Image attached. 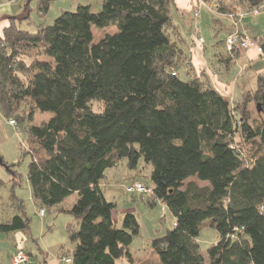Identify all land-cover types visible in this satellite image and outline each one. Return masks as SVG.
<instances>
[{
    "label": "trees",
    "instance_id": "obj_1",
    "mask_svg": "<svg viewBox=\"0 0 264 264\" xmlns=\"http://www.w3.org/2000/svg\"><path fill=\"white\" fill-rule=\"evenodd\" d=\"M35 1L44 18L54 0ZM198 1L233 19L264 9V0ZM174 7L175 0H102L99 11L79 4L30 31L21 26L30 14L26 5L27 13L13 17L0 35L3 113L14 123L32 120L37 111L53 113L29 126L24 155L31 156L33 199L45 209L77 194L70 208L60 209L77 224L68 226L73 248L60 247L64 264L135 263L130 247L139 222L126 213L122 227L116 226L117 202L101 183L124 159L131 170L141 161L152 165L153 185L134 180L127 192L150 206L161 201L174 216L173 228L152 241L160 264H264V75L237 104L208 85L194 73L179 39ZM110 26L116 30L96 40L94 27ZM236 31L246 35L235 28L230 34ZM226 38L222 60L228 65L248 49L229 51ZM258 43L264 58V34ZM94 101L102 110L92 107ZM251 103L262 116L257 121L249 114ZM17 165L6 166L13 186L22 179ZM194 177L207 184L189 180ZM137 182L151 192L128 191ZM12 196L21 213L1 221L0 233L30 234L24 202ZM207 222L219 235L208 259L198 242Z\"/></svg>",
    "mask_w": 264,
    "mask_h": 264
},
{
    "label": "rangeland",
    "instance_id": "obj_2",
    "mask_svg": "<svg viewBox=\"0 0 264 264\" xmlns=\"http://www.w3.org/2000/svg\"><path fill=\"white\" fill-rule=\"evenodd\" d=\"M28 2L29 0H19L18 4L23 7L28 5L30 9L29 18L21 22L22 28L30 31H36L37 25L41 22L53 23L62 11H74L79 4H90L93 11H99L102 6V0H54L50 11L42 18L37 13V2L35 0ZM185 5L186 8L184 9L186 10H184L185 14L183 15L185 22L180 17H176L178 14L175 7L173 8V20L178 24L181 35L190 48V53L193 56L200 54L198 64L202 66L207 64L204 69L207 70L209 77L215 78L213 76L217 71L212 67L210 61H214L217 54L226 52L224 39L230 34V31L235 28L256 42L261 37L260 35L264 33V9L256 13L235 14L237 16H233V19L219 14L214 7V10H212L210 5L198 0H186ZM27 11L25 10V13ZM196 13H199L197 18L195 17ZM115 30L116 27L113 26L104 30L94 27L95 38L98 40L106 32ZM200 38L203 40L201 41ZM29 54L35 57L37 51L32 50ZM254 55L255 53L246 55L248 67L244 69L245 77L240 76L243 71V68H241L242 63L233 64L229 69L222 68V71L219 72V76H222V78L219 80H222L221 82L224 83V88L227 91H232L233 87L239 89L246 80L248 82L253 80L256 87L259 73L264 75V60L261 57L252 58ZM26 59L28 62L32 61V59ZM250 59L254 62L253 64H251ZM92 107L99 111L102 110L103 105L101 102L94 101ZM249 108V114L253 121H257L262 117L257 110V104L251 103ZM21 111L23 114L25 113L24 110ZM52 115V112L37 111L32 120L14 124L3 113L0 101V156L2 157L0 158V178L4 181L0 185V222L7 221L15 214L21 213L14 204L12 194H15L24 202V211L31 219L30 234L22 231L8 234L0 233V264H11L12 257L21 247L26 252L32 253L35 259H28V262L21 264H64V261H61L58 257L60 247L64 246L65 250L68 251L74 246V243L69 239L68 226L71 223L76 224V220L72 214L60 209L61 207L70 208L76 201L77 194L70 195L59 205L42 206L46 211L45 216L42 217L38 213L41 206L37 205L33 199L27 177L31 156L29 154L24 155V152L25 149L28 150L27 148L30 145L29 126L40 125L48 121ZM13 163L18 164L16 172L22 174L21 181L15 186H13L14 183L11 180L12 175L7 169ZM151 172L152 165L143 161L137 169L131 170L127 165V159H124L101 182L106 197L110 201L117 202V209L113 214L116 226L122 227V221L126 213L135 214L139 222L140 232L134 237L130 247L135 258L133 264H160L159 257L152 250V241L163 236L168 229H172L174 226V216L167 205L157 201L154 206H150L147 199H142L139 195L133 196L126 190L127 186L134 180L145 181L147 184L153 185ZM15 177L14 180L18 182L21 175L20 178ZM189 180H195L199 185L207 184L196 177ZM218 239L217 230L209 222L204 223L198 236V242L206 259H208L207 249L216 243ZM117 262L118 264H130L124 258L119 259Z\"/></svg>",
    "mask_w": 264,
    "mask_h": 264
},
{
    "label": "crops",
    "instance_id": "obj_3",
    "mask_svg": "<svg viewBox=\"0 0 264 264\" xmlns=\"http://www.w3.org/2000/svg\"><path fill=\"white\" fill-rule=\"evenodd\" d=\"M185 1L186 0H175V11H177V14H178V16H176V17H180V19H183L184 22H185V17H183V15L185 14L184 10H186V9H184V8H186ZM18 3H19V0H0V35H3L4 28L7 27L11 23V20L13 17L20 18L23 15H25V10H27V9L25 7L19 5ZM172 21H173V24L177 27L178 32L180 33L179 39H181L184 42V44L186 45L184 50L191 57V60H192L193 66H194V73L197 76L201 77L208 85H211L212 87L217 89L223 95L225 94L224 95L225 97L227 95L226 98H229V100L232 103H236V104L242 103L245 95L249 91L256 89V87L258 85V78H257L256 87H255V82L253 80H250L249 82L246 80L241 85V87L239 89H236L233 87L232 91H227V89L224 88V83L221 82L222 80L221 81L219 80L222 78V76L221 77L219 76V72L222 71V68L223 69L224 68L229 69L230 66L233 64L242 63L241 68H243V71L240 73V76H244V69H245V67H248L247 66L248 61H246V55L255 53V55L252 56V58L261 57L258 54L259 52L255 48H251V49H248L246 51H243L235 60H233L231 62V64H228V65L224 62V60H222L224 58L225 54H223V53L217 54L214 61H212V60L210 61L212 67L215 69V71H217L216 74H214V76H213L215 78H212V77L208 76L207 70L204 69V68H206L207 64L204 66L198 64V62H200V54L193 56V54L190 53V48L188 47L187 43L185 42V39L183 38V36L181 35L178 24H176L173 19H172ZM262 35H260V36H262ZM244 52H246L247 54ZM261 58L264 60L263 57H261ZM242 60H243V62H242ZM251 60L252 59H250V61ZM253 63L254 62L251 61V64H253ZM259 75H260V73H259Z\"/></svg>",
    "mask_w": 264,
    "mask_h": 264
},
{
    "label": "built area",
    "instance_id": "obj_4",
    "mask_svg": "<svg viewBox=\"0 0 264 264\" xmlns=\"http://www.w3.org/2000/svg\"><path fill=\"white\" fill-rule=\"evenodd\" d=\"M200 40L202 41L203 39L200 38ZM226 43H227V49L229 51H233V50L241 49V48H244V49L255 48L259 53L263 52V48L258 42L252 40L248 36L243 35L237 31L228 35L226 39ZM12 123H14V121H12ZM128 191L130 192L136 191L142 194H147L151 192V189L145 184L137 182L129 186ZM38 213L40 216L44 217L45 209H39ZM28 259H29L28 255L23 250H18L17 253L12 257L11 264H21L23 262H27ZM69 261L70 259H66V262H69Z\"/></svg>",
    "mask_w": 264,
    "mask_h": 264
},
{
    "label": "water",
    "instance_id": "obj_5",
    "mask_svg": "<svg viewBox=\"0 0 264 264\" xmlns=\"http://www.w3.org/2000/svg\"><path fill=\"white\" fill-rule=\"evenodd\" d=\"M258 109L260 110V105H258Z\"/></svg>",
    "mask_w": 264,
    "mask_h": 264
}]
</instances>
